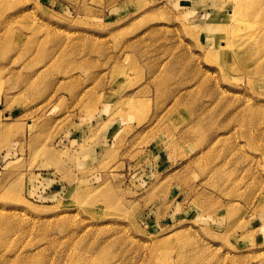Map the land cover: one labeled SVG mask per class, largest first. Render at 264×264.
<instances>
[{
    "label": "rangeland",
    "instance_id": "1",
    "mask_svg": "<svg viewBox=\"0 0 264 264\" xmlns=\"http://www.w3.org/2000/svg\"><path fill=\"white\" fill-rule=\"evenodd\" d=\"M0 132V264H264V0H0Z\"/></svg>",
    "mask_w": 264,
    "mask_h": 264
},
{
    "label": "bare ground",
    "instance_id": "2",
    "mask_svg": "<svg viewBox=\"0 0 264 264\" xmlns=\"http://www.w3.org/2000/svg\"><path fill=\"white\" fill-rule=\"evenodd\" d=\"M256 10H257L256 8L250 7V8H246L244 11L246 12V14H248V12H249L252 16H254L256 14ZM237 43L238 44L235 45L236 48H237V54L239 56H245L246 55V49H244L243 46H242L245 43H243V42L239 43V41ZM249 52L252 53L251 50H249ZM0 134H1V132H0Z\"/></svg>",
    "mask_w": 264,
    "mask_h": 264
}]
</instances>
